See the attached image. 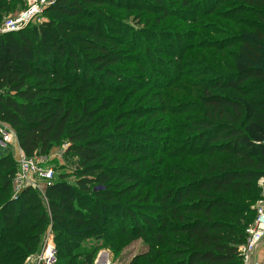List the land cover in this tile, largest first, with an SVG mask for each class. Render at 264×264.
<instances>
[{"label":"trees","instance_id":"obj_1","mask_svg":"<svg viewBox=\"0 0 264 264\" xmlns=\"http://www.w3.org/2000/svg\"><path fill=\"white\" fill-rule=\"evenodd\" d=\"M120 1L55 0L45 20L0 35V123L26 157L65 145L74 177L59 172L43 196L26 188L13 199L17 161L0 156V264L40 255L50 226L58 264H93L97 248L117 254L137 241L145 251L128 264H241L263 192L264 0L221 13L229 0H214L162 52L163 68L93 8L171 10ZM24 7L0 0V24ZM206 17L221 29H203ZM141 124L149 137L128 129ZM91 238L96 249L82 243Z\"/></svg>","mask_w":264,"mask_h":264},{"label":"rangeland","instance_id":"obj_2","mask_svg":"<svg viewBox=\"0 0 264 264\" xmlns=\"http://www.w3.org/2000/svg\"><path fill=\"white\" fill-rule=\"evenodd\" d=\"M211 1V3H210ZM126 7L132 6L131 2H128L126 0L120 1ZM165 4H167V8L170 11V14L167 15V13H161L157 9H153L152 7H149L145 4H143L142 8H137L136 10L131 9H124V8H112L111 6H102L98 8H93L95 11H97V18H100L99 16L101 14L106 15L108 18L111 19L110 27H112V18L117 21V24L115 27H119L122 31H125V29H129L128 37L135 39V41H139L141 38V41L143 44H146V46L154 51V54H157L158 57H160L161 61L164 62L162 68L165 65H168L169 60L165 54H162L163 51H168L172 48L174 50L175 48L172 47L171 44L177 45L176 40L174 39L181 35L182 33H185V31L189 32L193 28V23L189 22L188 19H195L199 13L207 12L211 9L212 6H210L214 0H164ZM228 4H230V7H234L236 4L235 0H229V2L226 5H220L216 9V13L224 12L229 8ZM12 17V16H11ZM45 15L43 16L42 20H45ZM40 22H35L40 23ZM198 22L201 23L202 28H208L212 31L218 32L219 29H221V26L215 24V20L210 17L202 18L201 20H198ZM106 21L102 18L101 24L104 25ZM205 25V26H204ZM112 29V28H111ZM115 29V28H114ZM200 34L197 33V36ZM149 36L153 37V40H148ZM209 38L211 36L209 35ZM218 38V37H217ZM172 39V41H171ZM216 39V38H212ZM154 40L160 41V45L155 44ZM196 40V39H195ZM193 40V41H195ZM192 41V42H193ZM190 41L182 40V45L188 44ZM180 45V44H179ZM180 46H178L179 48ZM130 50L123 51V54L119 55V58L123 59V61H126L129 58V55L132 52V48L129 47ZM140 51V49L135 50ZM130 52V53H129ZM89 56L96 55L95 52H87ZM117 75L122 77V79H128L130 76V72L127 69V66H122L118 71H116ZM133 120V119H132ZM130 123V122H129ZM146 123L145 120L142 121V124ZM141 124V125H142ZM137 126L135 128L128 127L129 131H133L138 136H144L149 137V134H152L150 130H148L147 126ZM0 126H3L5 130L11 132L14 135L13 130L6 124L0 123ZM153 137V136H150ZM16 140V138H15ZM15 148H10L7 150L0 151V156H3L4 154L12 153L15 155L16 149H17V140L14 142ZM65 151V145L64 146H54L49 151V154H39L35 157H32L34 161H36L40 166L45 168H50L53 171V177L56 176L59 172H64L68 175V180L70 182L74 181L73 173H72V162H68L63 160V153ZM257 204V203H256ZM256 206V205H255ZM52 231V239L48 244H51L52 248L49 252V255L45 260H40L39 255L37 256H30L28 257L24 264H58L57 261L59 260L57 256L58 247H56V239H57V233L56 230H52V228L48 227L46 230V233ZM45 233V234H46ZM44 237L47 239L46 235ZM44 242V240H42ZM96 241L95 238L88 239L86 241H83V245H86L88 247L97 248L96 246H92L93 242ZM42 242V243H43ZM43 245V244H42ZM46 245V244H45ZM101 245V243H100ZM145 246L141 241L134 242L132 244L127 245L124 249H122L117 254H113L112 251L108 250L105 247L97 248V251L94 254V262L93 264H128L130 260L135 257L138 254H141L145 251Z\"/></svg>","mask_w":264,"mask_h":264},{"label":"built area","instance_id":"obj_3","mask_svg":"<svg viewBox=\"0 0 264 264\" xmlns=\"http://www.w3.org/2000/svg\"><path fill=\"white\" fill-rule=\"evenodd\" d=\"M25 7L14 16L7 17L0 24V35L16 33L36 21L42 20L46 8L54 4L55 0H23ZM15 134L0 126V151L15 148ZM8 153V152H7ZM17 161V170L13 179V199L24 189L32 188L37 190L43 196L46 188L53 180V171L50 168L40 166L32 157H26L20 150L18 143L15 152ZM263 187L261 199L255 206V219L253 224L247 229V237L244 244L239 247L238 251L241 257V264H264L254 259L256 251L264 244V178L260 180ZM50 228H52L50 226ZM53 230V229H52ZM48 237L39 255L40 260H45L49 255L48 244L52 239V231L47 233ZM46 244V245H45ZM49 251V252H48Z\"/></svg>","mask_w":264,"mask_h":264},{"label":"crops","instance_id":"obj_4","mask_svg":"<svg viewBox=\"0 0 264 264\" xmlns=\"http://www.w3.org/2000/svg\"><path fill=\"white\" fill-rule=\"evenodd\" d=\"M254 259L264 263V244L256 251Z\"/></svg>","mask_w":264,"mask_h":264},{"label":"bare ground","instance_id":"obj_5","mask_svg":"<svg viewBox=\"0 0 264 264\" xmlns=\"http://www.w3.org/2000/svg\"><path fill=\"white\" fill-rule=\"evenodd\" d=\"M49 248H50V246H49ZM49 251H50V249H49ZM49 251H48V252H49ZM103 264H104V263H103Z\"/></svg>","mask_w":264,"mask_h":264}]
</instances>
